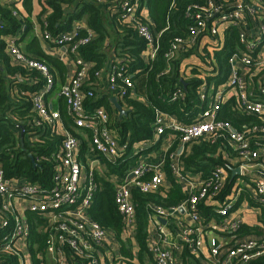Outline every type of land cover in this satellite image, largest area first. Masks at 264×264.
<instances>
[{
  "label": "built area",
  "instance_id": "obj_1",
  "mask_svg": "<svg viewBox=\"0 0 264 264\" xmlns=\"http://www.w3.org/2000/svg\"><path fill=\"white\" fill-rule=\"evenodd\" d=\"M112 3V13H119L147 41L148 50L144 59L154 60L159 50V35L153 32L149 22L142 21L138 15L140 1L115 0ZM188 16L193 20L189 26L191 44H195L198 37H206L208 34L220 37L224 29L232 25L239 32L241 46L230 57L231 71L227 83L219 87L203 118L192 124H185L175 115L159 111L157 113L154 123L155 140L166 129L181 135L180 148L172 154V172L184 188L186 198L179 205L168 209L150 206L148 215L157 233L149 231L147 244L154 264H184L175 251L178 244L167 238L160 222L163 218L182 222L178 238L198 257L203 254L206 237L210 232L217 230L232 234L238 229L242 220L231 217V213L242 187L248 188L250 194L264 208V178H252L254 188L249 186L246 179H238L230 195L217 209L218 214L223 216L221 222L205 224L199 205L210 193H219L226 179V171L217 167L209 181H203L199 176L189 179L178 164V156L188 142L227 132L236 149V161L243 162L239 166L240 174L246 175L245 168L250 163L264 166V142L253 146L244 132L235 130L230 123L217 118L218 111L232 94L236 95L241 112L264 118V0H209L204 6L196 5ZM2 28L3 24L0 23V29ZM82 30L85 31L84 34H81ZM43 38L55 44L51 48L53 54L64 58L68 54L77 55L82 46L95 38V34L90 28L79 26L57 37L43 32ZM186 43L188 42L183 38H176L166 58L170 60L178 53H185L188 45ZM218 43L220 42L211 43L210 49L217 47ZM6 50L15 63L36 70L43 77L44 85L35 91L32 98V109L36 114L35 124L59 132L63 141L55 157L57 165L49 186L24 178H7L4 170L0 168V264H15L13 259L18 264H28V245L32 243L34 229L40 233L42 242L45 243L44 252L40 254L54 255L57 264H68V253L83 264H117L122 255L117 232L103 226L90 214L96 190L95 172L92 169L86 171L82 162V141L67 127L60 112L48 107L46 95L55 84L50 67L41 60L27 56L21 50L16 37H9ZM90 69L91 66L80 59L77 71L61 86L60 94L66 102L74 127L88 128L92 132V147L114 163L127 152L129 140L121 143L110 129V114L105 107L99 106L92 110L86 108V99L95 97L94 88L83 90ZM95 74L100 76L101 71ZM108 89L118 98L135 96L132 74L126 72L122 64H114L109 74ZM204 90L201 89L202 100L205 99ZM231 90L234 93L227 97L226 94ZM182 94L183 91L178 89L174 98ZM153 143L154 141L141 142L132 147L140 149ZM164 165V158L156 164L141 162L132 168L131 179H116L114 200L122 218L126 238H135L137 228L133 190L150 193L167 186ZM29 214L34 215L33 220H29ZM225 243L211 235L209 243H206L210 264H233L235 261L244 264L264 255V239L250 238L238 242L221 260L219 252Z\"/></svg>",
  "mask_w": 264,
  "mask_h": 264
},
{
  "label": "trees",
  "instance_id": "obj_2",
  "mask_svg": "<svg viewBox=\"0 0 264 264\" xmlns=\"http://www.w3.org/2000/svg\"><path fill=\"white\" fill-rule=\"evenodd\" d=\"M36 1L41 5L37 19L43 32L57 37L72 30L74 23L86 16L88 27L98 34L97 38L82 46L77 54L83 61L93 63L88 79L83 84V90L91 88L97 80L95 73L105 67L108 60L105 42L110 40L111 35L115 36L116 62L122 64L125 71L132 74L135 96L118 98L122 107L128 111L127 115L117 116L110 96L86 99L87 109L92 110L99 106L106 108L110 114L109 127L118 133L121 143L129 140L126 155L118 158L115 163L106 161V176L95 173L96 190L90 214L103 226L117 232L122 243L121 252L126 256L123 264H144V260L150 256L147 244L150 206L168 209L179 205L186 198L184 188L172 172L174 163L172 154L180 148L181 135L166 129L165 133L155 140L154 123L157 113L159 111L175 115L185 124H192L203 118L219 87L228 81L231 71L230 57L234 50L241 46L239 32L234 26L229 25L220 37L208 34L206 37H198L196 43L191 44L189 26L193 20L188 13H192L196 5H206L209 0H139L138 15L142 21L149 22L153 32L159 35L156 58L146 61L144 56L148 50L147 41L132 25L124 21L119 13H110L111 16L109 15L107 19L104 10L98 4L115 0H21L24 11L17 7L16 2L0 0V23L3 24V28L0 29V168L4 170L7 178H24L43 186L51 184L57 165L55 157L61 149L63 136L48 127L35 124L36 114L32 109V98L35 91L44 85V79L36 70L15 63L5 53L4 41V36L16 35L24 27L26 32L30 31L33 27L31 18ZM146 13L150 19H147ZM178 37L188 42L187 50L168 60L166 54ZM217 41L220 42L217 47L210 49V44ZM53 60L55 63L58 62V66L62 65L58 60ZM202 88L205 89L204 100L201 98ZM178 89H181L183 94L174 98V93ZM60 111L67 127L77 136L78 132L71 127L72 120L66 102ZM217 118L230 123L235 130L244 132L251 139L253 146L264 142V118L241 112L236 95L232 94L222 105ZM88 132L92 137V132L90 130ZM167 133L173 134L164 157V169L170 184L150 193L133 190V201L137 211L134 241L140 247L137 261H134L136 258L124 244L126 235L114 200L115 185L112 178L113 176L124 178L129 171L135 159L128 154L134 144L154 141L152 147L155 148L161 145ZM236 156V149L227 132L194 139L184 146L178 156L179 167L189 179L199 176V179L209 181L217 167H222L226 171V179L219 193L215 195L210 193L199 205V212L205 224L213 220L221 222L223 216L218 214L217 209L230 195L238 179H246L249 186L254 188V182L249 176L242 174L232 176L233 170L243 163L237 162ZM244 199L251 205L260 207V220L263 225H252L242 221L236 231L228 233L233 238L221 247L219 252L221 260L238 242L250 238L264 239V208L250 194L248 188L242 187L233 210ZM28 217L29 220H33L34 215L29 214ZM44 247L45 243L42 242L35 255L33 251V264H41L37 254L44 252ZM186 249L188 258L184 264H203L195 254ZM12 262L17 263L16 259ZM233 264L243 263L235 261ZM244 264H264V255Z\"/></svg>",
  "mask_w": 264,
  "mask_h": 264
},
{
  "label": "crops",
  "instance_id": "obj_3",
  "mask_svg": "<svg viewBox=\"0 0 264 264\" xmlns=\"http://www.w3.org/2000/svg\"><path fill=\"white\" fill-rule=\"evenodd\" d=\"M3 2H12V3L16 2L17 7L20 8V10L24 11L22 9L21 0L20 1L19 0H16V1L15 0H3ZM98 4L104 10L107 19H109V15H110V13H112V9H113V3L103 1V2H99ZM145 11H146V9L144 8V12ZM40 12H41V5L36 1L34 4V8H33L32 18L30 17L32 20V23H33V27H31L30 31L26 32L25 27H24L16 35L4 36V41L6 43V48H7V42L9 41V37H16V40H17V42H19V46H20L21 50L27 56L41 60V61H44L46 64H48V66L51 69V73L53 74L55 84H54L53 88L47 93L46 101L48 103V107L51 110L59 111L61 114L60 110L62 109L63 105H65V100H64L63 96L60 94V88L63 84H66L70 80V78L75 74V72L77 71V69L79 67L80 57H78V55H75V54H68L66 57L61 58L60 56L55 55L51 52V48L54 47L55 44L50 43V41H46L43 38L42 26L37 19V16L40 14ZM25 14H26V12H25ZM45 16H46V14H45ZM146 17H147V19H150V16L147 13H146ZM109 23H110V21H109ZM79 26L88 27V25L86 23V16L84 18H82L81 20L76 21L73 25L72 30L76 29ZM108 26H109V24H108ZM110 31H111V29H110ZM93 32L95 34V38H97L98 34L95 31H93ZM84 33H85V31L82 30L81 34H84ZM114 41H115V36L111 35L110 40L105 42V47H106L105 52L108 55V60L106 62L105 67L102 69L100 76H96L97 80L91 86V88L95 89V98H97V99H100V98L105 97V96H110V99L112 97H117L114 93H111L108 89L109 74H110L114 64L117 63L116 62L117 60L114 56V44H115ZM5 53L8 55L7 50L5 51ZM53 59L58 60L59 62H61L62 65L58 66L57 65L58 62L55 63V61ZM84 62H87L88 65L91 66V68L93 67L92 62H89V61H84ZM232 93H234V90L229 91L226 94V96L228 97ZM111 104H112L114 111L116 112L117 116H119L118 110L115 108V106L112 102H111ZM61 116H62V114H61ZM71 127L73 130L78 132L77 137H79L82 141V147H81L82 152H80V156L82 158V162L84 163V165L86 167V171H88L89 169H92V170H94L95 173H98V175H101V176L105 175L106 176V174H107V163H106V161L108 159L106 157L100 155L92 147V141H91L90 133L88 132L89 130L78 129V128L74 127L73 122L71 124ZM112 131L119 138L118 133L114 130H112ZM172 138H173V134L167 133L163 137L161 145L157 146L155 148H153L152 145L149 147H141L140 149L132 147L129 151L128 156L135 159V160H134L133 164L130 166L129 171L126 173L124 178H121L119 176H113L112 180H113L114 185L116 183V179H119V180L128 179L129 175L132 173V168L141 162H147V163H153V164L159 163L165 157L167 150H168V145H169L170 141L172 140ZM119 140H120V138H119ZM21 141L23 142L22 139H21ZM83 148H84V150H83ZM126 154L127 153H125L124 155H126ZM109 162H111V161H109ZM245 170H246L245 176H249L250 178H254V177H258L261 179L264 178V166L260 163L259 164L258 163H250L247 165ZM165 174H166V172H165ZM166 178H167V181H166L167 184L166 185H169L170 181H169L167 176H166ZM114 195H115V193H114ZM260 214H261V209L259 206L251 205V203L249 201L244 199L234 208V210L231 213V217H233V218L237 217V218L241 219L243 222L248 223V224L262 226L263 224L260 220ZM180 218H182V216H180ZM183 219H184V216H183ZM160 222L164 226L165 233L167 235L168 240L172 243L178 244V248H177V250H175L177 252L176 254L178 255L179 259L184 260V263H185V259L188 258L186 256L187 249L184 246L183 242L181 240H179V238H178L179 237V231H180L179 227H180L182 222L180 223L177 219H165V218L160 220ZM216 222H217L216 220H213L210 223H216ZM150 230L155 231V232L157 231V229L156 230L154 229L151 221H150V226H149V231ZM34 233H35V235H33V238L31 237L32 243L30 242V245H28V252H27L28 256L32 259V264H33V259H34L33 251L35 252L34 253V255H35L36 251L38 250V248L41 246V243H42V238H41L40 233L37 232L36 229H35ZM211 235L215 236V237L219 238V240L225 241L227 243L232 239L231 236L227 232H222V231L216 230L214 232H210L207 235V237H206V243L207 244L209 243ZM134 239H135L134 237L133 238L132 237L126 238L124 240V244H125L126 248L130 249V251L132 252L134 257L136 258V259H134V261H137L138 252L140 251V247L138 244H136ZM206 243H205V246L203 247V254H201L198 257L196 256V257L203 264H210L209 259H208L209 248H208V245ZM120 245L122 247L121 242H120ZM37 257L40 258L41 264H57V261H56V258L54 255L52 256L50 254L43 253V254H39V255L37 254ZM125 260H126V256L122 253L121 258L118 260L117 264H123V261H125ZM80 261L81 260H74L71 257V255L68 253V264H83ZM144 261H145L144 264H154V261H153V258L151 257V255L149 256V258L147 257ZM15 264H18V263H15Z\"/></svg>",
  "mask_w": 264,
  "mask_h": 264
},
{
  "label": "water",
  "instance_id": "obj_4",
  "mask_svg": "<svg viewBox=\"0 0 264 264\" xmlns=\"http://www.w3.org/2000/svg\"><path fill=\"white\" fill-rule=\"evenodd\" d=\"M110 101L114 104L115 108L118 110L119 116L122 117L123 115H127L128 111L125 110L122 105L120 104V102L118 101L117 97H112L110 99ZM181 151V150H180ZM179 151V152H180ZM36 164V163H35ZM241 170L240 167H237L233 170V174L232 176L234 177L236 174H240ZM133 177V173H131L128 177V179Z\"/></svg>",
  "mask_w": 264,
  "mask_h": 264
},
{
  "label": "rangeland",
  "instance_id": "obj_5",
  "mask_svg": "<svg viewBox=\"0 0 264 264\" xmlns=\"http://www.w3.org/2000/svg\"><path fill=\"white\" fill-rule=\"evenodd\" d=\"M38 198H40V196H38ZM28 264H32V259L30 257H29Z\"/></svg>",
  "mask_w": 264,
  "mask_h": 264
}]
</instances>
